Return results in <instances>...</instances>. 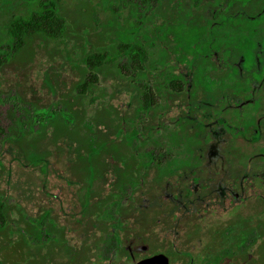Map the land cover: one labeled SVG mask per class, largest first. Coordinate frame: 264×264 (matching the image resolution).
<instances>
[{
  "label": "rangeland",
  "instance_id": "374dc122",
  "mask_svg": "<svg viewBox=\"0 0 264 264\" xmlns=\"http://www.w3.org/2000/svg\"><path fill=\"white\" fill-rule=\"evenodd\" d=\"M61 3L78 31L63 40L36 39L27 63L0 66V198L17 207L11 211L13 236L22 226L20 210L41 227L38 235L28 236L32 246H58L62 254L65 244H88L85 264H135L152 254L138 264H167L172 252L178 256L170 264H182L179 254L185 251L193 264H211L202 256L210 229L231 218L254 224L264 212V0ZM174 8L185 23L203 26L201 53L187 54L183 61L159 29L140 35L142 28H156ZM29 10L27 0H0V60L12 54L9 17ZM109 21L139 34L148 53L143 78L156 102L142 106V73H126L124 54L107 53L96 87L82 96L83 118L76 122L58 98L65 85L51 93L43 78L51 71L62 82L76 78L81 56ZM109 31V38H115ZM172 73L182 76V92L168 84ZM33 98L65 116L69 129L76 131L74 137L54 139L52 126L47 127L36 145L44 152L43 170L24 161L15 142L19 135L37 138L48 115L37 112ZM105 126L116 139L102 155L110 170L94 179L90 205L80 210L83 189L77 180L82 170L75 172L76 146L83 136L102 135ZM125 134L131 136L127 142L120 140ZM111 153L140 164L130 176L135 182L121 185L117 193L111 192V180L127 171L110 165ZM99 196H105L102 208L93 206ZM254 246L249 254L255 256Z\"/></svg>",
  "mask_w": 264,
  "mask_h": 264
},
{
  "label": "trees",
  "instance_id": "16d2710c",
  "mask_svg": "<svg viewBox=\"0 0 264 264\" xmlns=\"http://www.w3.org/2000/svg\"><path fill=\"white\" fill-rule=\"evenodd\" d=\"M144 1L146 2L147 0ZM198 1L193 0L195 4ZM27 2L30 5L29 12L10 16L8 19L6 33L8 32L12 40L10 45L12 54L9 59L0 60V66L6 61L7 63H12L14 60H16V64L27 63L33 55V42L36 39L52 37L55 40H63L70 33L78 31V25L75 23L71 24L67 20L61 3L62 0H27ZM167 16L168 20H166ZM167 16H163V22L157 24L156 28H142V34L140 33L142 38L147 36L150 31L154 34L155 29H159V36L166 43H172L171 48L178 53L180 61H183L187 54L201 53L198 41L203 34V26L193 20L185 23V20L175 8L168 12ZM115 25L109 21V24L101 29L104 34L96 32L99 33L98 39L90 43L85 54L81 56L82 66H77L76 78L70 79L68 82H62L56 71H51L50 74L43 78L44 87L51 93L57 89H63L62 87L65 85V89L60 92L58 98L66 109L67 114L76 122H80L83 118L82 96L96 87L97 71L103 65L107 53H113V55L124 54L128 65L122 66V68H125L126 73L131 74V71L136 70L142 73V79L146 75L145 59L148 57V53L143 46V42L138 37L139 34L137 35L133 28L126 29L123 26ZM87 26L90 28L89 23ZM109 28L115 38L113 36L109 38ZM214 47H218V45L215 44ZM182 82L180 74L172 73L168 78V84L175 92H182ZM142 87V106L149 107L156 102V95L147 79L142 81ZM33 99L37 112L39 114L47 113L48 115L40 122L37 138L27 140L25 136L19 135L15 138V142L22 150L24 161L32 166H39L43 170L45 166L43 161L44 152L38 150L36 145L44 136L47 127L52 126L54 139L62 135L74 137L76 131L69 129L70 126L65 116L49 112L48 106L45 108L40 101ZM106 128L105 126L101 130L103 134L100 136H97L100 132L92 137L90 135L83 136L80 143L76 146L77 160L75 163L79 167L75 172L79 175L80 169L82 170L80 180H77L78 182L80 181L83 189V194L79 201L80 210H86L90 205L89 198L94 196L92 194L94 179L99 174V177L104 176V173L106 176L105 170H110L107 168L108 165H106V160L102 158V155L109 153L112 147L114 148L116 139L106 132ZM130 138V135L125 134L120 140L127 142ZM112 154H110L109 159L110 165L118 170L126 169L125 171H127L124 172L123 177L119 179L116 177L111 180V188H113L111 192L117 193L121 185H132L135 182L132 177L135 176V169L138 170L140 164L133 165L135 158H133V163L130 164L126 159L122 158V155ZM104 197L99 196V199L93 200V206L101 204L100 208H102L106 203L104 202ZM101 198H104V200L102 201ZM12 209H17V207L0 198V264H48V261L49 264H85L88 256H83V254L91 249L88 244H82L77 247L65 244L63 249L61 248L62 254H60V247L58 246L52 245L53 247H51L49 244L45 245V243L32 246L29 243L28 236L38 235L41 227L37 225L36 221L26 219L20 210H18V219L21 220L22 226L17 229L14 237L12 234L14 227L11 222ZM97 215H100V213L97 212ZM86 219L87 222L90 221V217L87 216ZM249 234L252 235L251 241L241 246L249 237ZM253 246L256 249L255 256L249 254V249ZM179 255L182 257V264H193V258L188 251ZM177 256L172 252L171 261H174ZM202 256L211 260V264H264V212L256 218L254 224H250L244 218H231L224 223L215 225L208 231L207 241L202 248ZM142 258L137 260L135 264ZM166 260L167 264L171 263L167 257Z\"/></svg>",
  "mask_w": 264,
  "mask_h": 264
},
{
  "label": "water",
  "instance_id": "95a60500",
  "mask_svg": "<svg viewBox=\"0 0 264 264\" xmlns=\"http://www.w3.org/2000/svg\"><path fill=\"white\" fill-rule=\"evenodd\" d=\"M165 259V258H164ZM163 259V261H160V262H165V260ZM156 262H159V261H156ZM138 264V263H137Z\"/></svg>",
  "mask_w": 264,
  "mask_h": 264
}]
</instances>
